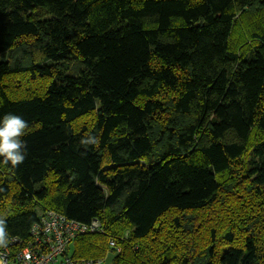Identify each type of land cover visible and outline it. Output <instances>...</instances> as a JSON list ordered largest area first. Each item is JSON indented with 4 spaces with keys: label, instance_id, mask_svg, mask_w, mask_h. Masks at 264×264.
<instances>
[{
    "label": "trees",
    "instance_id": "trees-1",
    "mask_svg": "<svg viewBox=\"0 0 264 264\" xmlns=\"http://www.w3.org/2000/svg\"><path fill=\"white\" fill-rule=\"evenodd\" d=\"M8 113L13 252L52 210L102 225L72 261L264 264V0H0Z\"/></svg>",
    "mask_w": 264,
    "mask_h": 264
},
{
    "label": "built area",
    "instance_id": "built-area-1",
    "mask_svg": "<svg viewBox=\"0 0 264 264\" xmlns=\"http://www.w3.org/2000/svg\"><path fill=\"white\" fill-rule=\"evenodd\" d=\"M39 216L25 247L13 252L11 246L19 243L18 240L6 239L0 249V264H74L66 254L73 240L82 234L102 230L98 220L83 224L52 210L41 212Z\"/></svg>",
    "mask_w": 264,
    "mask_h": 264
},
{
    "label": "clouds",
    "instance_id": "clouds-1",
    "mask_svg": "<svg viewBox=\"0 0 264 264\" xmlns=\"http://www.w3.org/2000/svg\"><path fill=\"white\" fill-rule=\"evenodd\" d=\"M28 127L27 121L12 113L0 118V157H3L4 163L17 167L24 162L27 144L23 137ZM82 142L94 143L95 138L89 137L87 141ZM6 234V221L0 217V244L5 243Z\"/></svg>",
    "mask_w": 264,
    "mask_h": 264
},
{
    "label": "rangeland",
    "instance_id": "rangeland-1",
    "mask_svg": "<svg viewBox=\"0 0 264 264\" xmlns=\"http://www.w3.org/2000/svg\"><path fill=\"white\" fill-rule=\"evenodd\" d=\"M73 263H74V264H84L83 262H76V261H74V260H73ZM97 264H111V260L108 259L107 261H105V262H103V263L99 262V263H97Z\"/></svg>",
    "mask_w": 264,
    "mask_h": 264
}]
</instances>
